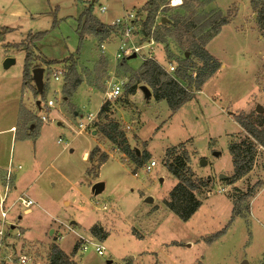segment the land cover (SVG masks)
Wrapping results in <instances>:
<instances>
[{
  "label": "rangeland",
  "instance_id": "obj_1",
  "mask_svg": "<svg viewBox=\"0 0 264 264\" xmlns=\"http://www.w3.org/2000/svg\"><path fill=\"white\" fill-rule=\"evenodd\" d=\"M144 4L145 0H0V29L13 30L0 42V187L8 189L4 209H10L8 221L0 222V264H20L24 256L31 258L29 264H48L52 245L73 264H264V150L253 145V166L242 177L229 153L230 143L248 136L235 117L264 118V34L256 12L250 0H186L183 7L181 0L179 5L164 0L154 26L167 44L160 45L142 43L139 20L146 15L136 14ZM90 5L110 30L117 20L135 16L132 39L142 46L139 55L115 59L122 45L119 31L104 39L90 36L87 40L95 43L87 46L86 40L76 51V19ZM219 16L228 23L206 50L221 67L201 93L172 115L165 102H157L150 92L147 98L141 90L136 80L140 66L149 59L175 69V61H183L186 48L178 42L173 18L192 17L199 26L206 25L207 33L211 26L206 23ZM54 21L59 23L52 30ZM42 32L48 33L34 57L43 69L45 91L35 98L23 88L25 52L15 45ZM65 57L77 58L82 80L67 98L63 77L70 62L63 64ZM44 59L57 64L47 68ZM7 60L12 63L6 68ZM192 60L195 68L201 66ZM113 82L121 93L108 101L105 94ZM106 102L110 108L99 118L100 105ZM20 108L40 118L43 126L37 138L24 139ZM89 115L94 120L88 125ZM108 122L119 125L138 156L147 152L149 162L133 171L134 165L100 134L98 127ZM80 124L84 130L79 135ZM95 147L109 156L96 170L97 177L87 171L94 173L101 153L92 162L88 156L84 159ZM172 147H178L177 154L186 151L192 178L207 182L195 193L202 205L188 222L163 205L176 184L164 165L165 152ZM151 161L156 166L146 172ZM96 184L103 185L97 195L92 192ZM249 191L254 197L239 205L244 219L231 222L234 201ZM22 196L33 203L27 213L18 202ZM13 218L18 221L11 225ZM229 223L225 234L207 242ZM94 226L107 233L104 242L90 234ZM85 241L88 250L82 251ZM90 243L104 248L103 255Z\"/></svg>",
  "mask_w": 264,
  "mask_h": 264
},
{
  "label": "trees",
  "instance_id": "obj_2",
  "mask_svg": "<svg viewBox=\"0 0 264 264\" xmlns=\"http://www.w3.org/2000/svg\"><path fill=\"white\" fill-rule=\"evenodd\" d=\"M182 6L186 0H181ZM96 2V0H95ZM164 0H145L141 12H137L136 17L145 14L144 20L140 21V34L142 36V43L144 41H152L156 44L167 45L161 34L155 33V23L158 18L159 11L162 9ZM252 9L256 12V23L259 30L264 34V0H250ZM185 5V4H184ZM191 16V15H190ZM162 21V20H161ZM142 22V23H141ZM59 22L54 21L52 30L57 27ZM78 48L90 36H97L99 39H104L109 33L110 29L103 25L92 13V5L85 7L83 13L76 19ZM161 23V22H160ZM211 26L210 32L204 33L206 25H198V21L190 17L189 20H182L178 17L173 18L172 25L175 27L178 35V42L180 46L186 48L183 55V61L176 60L177 68L174 69L173 75L167 74L158 63L153 60L146 59L140 66L139 73L136 76L137 82L145 87L154 97L157 102H165L169 111L175 114L186 103L192 101L196 95L202 92L204 85L211 77L220 69V63L212 57L206 50V46L212 41L220 32L222 27L227 25V20L219 16L218 20L208 21L206 24ZM13 31L9 28L0 29V42L4 41L5 36ZM48 32L35 33L28 35L27 39L15 45L16 48H22L25 52L24 67L22 73L23 88L29 89L35 98L43 97L45 86L42 91L33 84L32 71L40 68L37 64V59L34 53L38 52V43L43 41ZM141 44V43H140ZM188 54L190 57L186 58ZM170 58L172 56L170 55ZM199 62L201 66L195 68L193 60ZM77 58L73 61L63 60L62 63H69L70 66L64 74L65 86L63 93L65 98L74 93L82 84L81 78L77 74ZM47 68L57 64L55 61L43 60ZM110 108L108 102L102 104L98 116L102 118L105 116ZM21 130L25 133L24 139L37 138L43 124L38 116L33 114L30 110L20 108L19 111ZM255 117V120L253 118ZM236 123L248 135L239 143H230L229 153L232 157L233 166L239 177L248 174L253 166L255 147L258 145L264 150V118L261 115L251 114L250 116H243L242 114L235 117ZM258 125V126H257ZM100 134L109 141L116 150H118L131 164L134 165V170L142 168L150 160V155L147 152L138 156L137 152L133 150L126 138L125 133L120 129L119 125L113 122H108L99 127ZM255 144H254V143ZM178 147H172L165 152V170L176 181L175 186L171 189L167 197L163 200L164 207L169 210L182 222H188L194 214L199 210L202 203L199 201L195 193L200 187L207 186V182L202 180H194L192 172L188 167V155L185 150L183 154H177ZM100 152L99 160L95 166V171H87L88 175L97 177V169L107 162L109 156L95 147L89 154L87 161L92 162L95 155ZM136 175V172H134ZM254 197L253 191H249L242 195L240 199L233 203L231 222L235 218L244 219L239 210L240 201H245ZM230 222V223H231ZM230 223L225 226L220 232L213 234L208 239V243H213L221 235L225 234ZM12 229V227H11ZM93 238L100 242L107 239V233L102 228L94 226L90 230ZM50 254L48 256V264H72L60 251L54 247H50ZM5 264V263H4Z\"/></svg>",
  "mask_w": 264,
  "mask_h": 264
},
{
  "label": "built area",
  "instance_id": "obj_3",
  "mask_svg": "<svg viewBox=\"0 0 264 264\" xmlns=\"http://www.w3.org/2000/svg\"><path fill=\"white\" fill-rule=\"evenodd\" d=\"M101 12H105V8L101 7L100 8ZM134 20H135V16L132 14L128 15V17H126L123 20H117L112 26L114 27L113 30H110V33L107 35H111L113 33V31H119V36L121 37L119 39V41L121 42L120 44H122L119 48L118 53L115 56V59H122V58H129L133 55H135V57L137 55H139L140 51H141V47H139L136 43L133 42V25H134ZM148 46H150L151 44H147ZM161 67V66H160ZM162 68V67H161ZM167 74H170V72L174 71V68L172 66H169V69H165L162 68ZM57 80V77H55ZM121 93V87L117 84V83H109L108 87H107V92L105 94V97L108 101H111L113 99H116ZM43 119V118H42ZM88 120V125L90 123L93 122L94 117L89 115L87 117ZM44 121V119H43ZM79 135L81 134V131L84 130V125L80 124L79 125ZM156 166L154 161H151L149 163V165L146 166L145 170L146 172H149L152 168H154ZM137 175V174H136ZM134 175V176H136ZM9 175L7 176V179L9 180ZM5 199H0V222L2 224H5L6 221H8L9 219V211L4 209V203H5ZM18 202L21 203V206L25 209V213L28 212V209L30 208V206L33 205L32 201L28 200L25 196H22L20 198H18ZM19 219H21V217H19ZM18 221L15 220L14 218L12 219V223H10L11 225H14L16 222ZM2 236V232L0 231V237ZM91 244V243H90ZM92 246H94L95 248V253H97L99 256H102L104 253V248H102L99 245L96 244H91ZM82 251H86L88 250L86 241H85V245H83L81 247ZM20 264H29L31 262V258H28L26 256L21 257L19 259Z\"/></svg>",
  "mask_w": 264,
  "mask_h": 264
},
{
  "label": "water",
  "instance_id": "obj_4",
  "mask_svg": "<svg viewBox=\"0 0 264 264\" xmlns=\"http://www.w3.org/2000/svg\"><path fill=\"white\" fill-rule=\"evenodd\" d=\"M165 22V20H162V23ZM185 57L187 58L188 57V54L185 55ZM135 58V55L129 57L128 59L129 60H132ZM12 62L10 60H7L4 64V66L7 68ZM32 76H33V83L35 84V87L38 89V91H42V88H43V81H42V78H43V69L41 68H36L32 71ZM141 90H143V92H145L146 94V97L148 98L150 96V93L148 90H146V88L142 87ZM256 112L259 114L261 113V109L260 108H257ZM138 154V152H137ZM220 179H225L224 176H221ZM103 189V185L102 184H96L93 189H92V192L93 194L97 195L99 194ZM147 203H152V199L148 198L146 200Z\"/></svg>",
  "mask_w": 264,
  "mask_h": 264
},
{
  "label": "crops",
  "instance_id": "obj_5",
  "mask_svg": "<svg viewBox=\"0 0 264 264\" xmlns=\"http://www.w3.org/2000/svg\"><path fill=\"white\" fill-rule=\"evenodd\" d=\"M76 24V26H77V23H75ZM49 36V35H48ZM93 37V36H92ZM95 38H99V37H97V36H94ZM87 40V39H86ZM85 40V41H86ZM95 42H93V40L91 41L90 39H88L86 42H85V45H91V44H94ZM77 50V49H76ZM76 58V57H75ZM66 59V57L63 59V60H65ZM34 84V83H33ZM89 88H92V87H89ZM93 89V88H92ZM102 104V103H101ZM37 105H38V103H37ZM102 105H100V107H101ZM99 110H100V108H99ZM76 114H78L77 112L75 113V115ZM12 131H13V128L11 129ZM14 132V131H13ZM87 156H88V154H85L84 155V159H86L87 158ZM21 168L20 167H17V170H20ZM10 171V173H11V170H9ZM13 174V173H12ZM15 176V175H14ZM17 187H16V176H15V182H13V186H12V188H11V194H10V196L12 195L13 197H14V193H15V191L17 190L16 189ZM0 195H1V197H0V199H5V201L6 200H9V197H8V189L7 188H5V189H3V188H1L0 187ZM17 196L15 195V198H16ZM29 210H30V208H29ZM12 227V226H11ZM13 228V227H12ZM52 247H54V248H56L54 245H52ZM57 249V248H56ZM58 250V249H57ZM59 251V250H58ZM62 253V252H61ZM64 255V254H63ZM65 256V255H64ZM67 259H69L67 256H65ZM70 260V259H69ZM71 261V260H70ZM71 263H72V261H71ZM73 264V263H72Z\"/></svg>",
  "mask_w": 264,
  "mask_h": 264
},
{
  "label": "bare ground",
  "instance_id": "obj_6",
  "mask_svg": "<svg viewBox=\"0 0 264 264\" xmlns=\"http://www.w3.org/2000/svg\"><path fill=\"white\" fill-rule=\"evenodd\" d=\"M180 4V0H174V5H179Z\"/></svg>",
  "mask_w": 264,
  "mask_h": 264
}]
</instances>
